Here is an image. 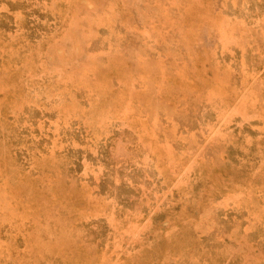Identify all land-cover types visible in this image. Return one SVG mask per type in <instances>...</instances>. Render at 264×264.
<instances>
[{"label":"rangeland","instance_id":"rangeland-1","mask_svg":"<svg viewBox=\"0 0 264 264\" xmlns=\"http://www.w3.org/2000/svg\"><path fill=\"white\" fill-rule=\"evenodd\" d=\"M0 264H264V0H0Z\"/></svg>","mask_w":264,"mask_h":264}]
</instances>
